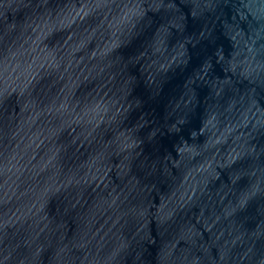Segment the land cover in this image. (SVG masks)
Instances as JSON below:
<instances>
[{
  "label": "water",
  "instance_id": "95a60500",
  "mask_svg": "<svg viewBox=\"0 0 264 264\" xmlns=\"http://www.w3.org/2000/svg\"><path fill=\"white\" fill-rule=\"evenodd\" d=\"M0 264H264V0H0Z\"/></svg>",
  "mask_w": 264,
  "mask_h": 264
}]
</instances>
